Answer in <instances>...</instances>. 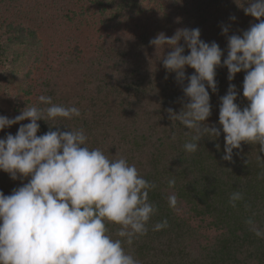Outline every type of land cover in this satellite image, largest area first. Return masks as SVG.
<instances>
[{
	"label": "trees",
	"instance_id": "trees-1",
	"mask_svg": "<svg viewBox=\"0 0 264 264\" xmlns=\"http://www.w3.org/2000/svg\"><path fill=\"white\" fill-rule=\"evenodd\" d=\"M122 2L125 4H118L119 11L127 17L123 27L105 25L97 38L84 45L75 39L78 45L57 57V73L50 72L42 81L26 85L43 62L41 41L32 28L3 19L2 7L14 8L18 1L0 0V37L5 39H0V62L5 72L12 73L20 61L12 46L26 45L33 50L27 56V67L24 62L16 91L24 97L12 100L14 112L19 115L27 106L47 107L39 102L41 95L52 97L54 104L79 108V117L38 121L37 135L57 128L83 129L89 148H100L110 157H125L155 185L149 191V201L157 211L148 222L147 234L130 246L124 245L140 264H264V237L256 236L246 223L251 218L264 229V152L259 144L242 142L233 150L231 161L223 160L225 134L219 124L220 98L230 84L236 87L235 102L241 109L249 104L243 96L246 73L241 71L229 81L228 69L223 66L228 36L242 35L259 21L245 14L247 0H237L243 7L235 0H157L154 7L152 0L140 7L134 0L130 5L129 0ZM117 15L112 13V17ZM232 16L236 19H230ZM132 17L141 21L132 25ZM224 27L227 35L222 34ZM181 28H199L201 39L216 42L224 53L221 66L216 68L217 91L207 89L211 115L205 121L221 134L203 137L194 153L183 147L194 133L172 121L167 111L171 108L178 113L188 102L183 92L188 80L179 82L176 73L164 67L163 58L171 48L156 49L149 43L161 32L171 37ZM184 54H189L186 46ZM194 71L186 66L185 76ZM27 123L30 120H25ZM18 129L5 128L0 138L15 135ZM173 179L175 184L170 187ZM29 180H13L0 170V191L10 195ZM234 192L243 195L235 207L229 202ZM172 194L177 197L174 208L168 202ZM164 220L167 227L154 230ZM107 227L113 239H118L115 233L120 226L107 223Z\"/></svg>",
	"mask_w": 264,
	"mask_h": 264
},
{
	"label": "clouds",
	"instance_id": "clouds-1",
	"mask_svg": "<svg viewBox=\"0 0 264 264\" xmlns=\"http://www.w3.org/2000/svg\"><path fill=\"white\" fill-rule=\"evenodd\" d=\"M247 3L245 14L259 22L242 35L228 36L223 60L229 81L241 71L246 73L243 96L249 101L241 109L235 102L238 94L233 84L220 98L219 124L225 134L222 159L226 161L232 160L233 150L242 142L259 144L264 152V0ZM227 33L224 27L222 34ZM149 43L156 49L171 48L163 58L164 67L175 72L179 82L188 80L183 88L188 102L178 113L171 108L167 111L172 121L194 133L183 146L186 152L194 153L203 137L221 134L205 121L211 115L207 89L217 91L216 68L221 66L224 53L216 42L203 41L199 28H181L171 37L161 32ZM186 66L194 69V74L186 77ZM38 99L48 106H27L14 118L0 115V131L30 120L21 124L15 135L0 138V170L13 180L30 177L10 195L0 191V264H140L124 245L130 246L147 234L148 222L157 211L149 201V191L155 185L125 157H110L100 148H89L83 129L57 128L38 136L40 120L81 115L79 108L54 104L50 96ZM174 184V179L169 180L170 187ZM242 199V193L234 192L229 202L235 207ZM168 202L174 208L176 195H170ZM107 223L120 226L115 233L118 239L109 234ZM246 223L256 236L264 237V229L253 219ZM165 227L166 220L157 223L154 230Z\"/></svg>",
	"mask_w": 264,
	"mask_h": 264
},
{
	"label": "rangeland",
	"instance_id": "rangeland-1",
	"mask_svg": "<svg viewBox=\"0 0 264 264\" xmlns=\"http://www.w3.org/2000/svg\"><path fill=\"white\" fill-rule=\"evenodd\" d=\"M18 5L2 7L3 19L15 25L32 28L37 32L41 41L43 62L32 72L27 79L26 85L34 84L43 80L51 73H57L56 60L61 52H71L75 45L74 40L78 39L84 45L92 42L104 30L105 25L113 24L123 27L127 18L119 11V6L124 5L122 0H17ZM128 5L132 3L129 0ZM135 6L140 7L147 4L149 0H134ZM152 0V7L157 3ZM149 3V4H150ZM133 8V6H131ZM118 12V17H112V13ZM110 19V20H109ZM141 21L138 17L129 20L133 24ZM7 22V21H6ZM117 22V24H116ZM127 24V23H126ZM1 40H5L0 37ZM19 55L20 61L14 65L12 73H6L0 62V110L1 115L14 118L17 114L12 108L13 98L24 97V94L17 96V87L20 77L24 71V62L27 67L28 55L33 51L26 45L12 46ZM48 60L46 61V58ZM26 60V61H25ZM47 62V63H46ZM48 64V65H46ZM45 66H50L43 69ZM10 96H7V93ZM25 124V120L7 127L6 129H17Z\"/></svg>",
	"mask_w": 264,
	"mask_h": 264
}]
</instances>
